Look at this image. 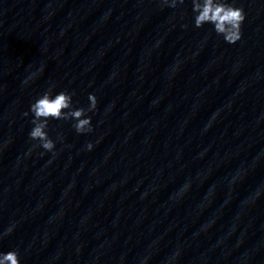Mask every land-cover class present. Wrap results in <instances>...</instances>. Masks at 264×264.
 Listing matches in <instances>:
<instances>
[{
    "label": "clouds",
    "instance_id": "1",
    "mask_svg": "<svg viewBox=\"0 0 264 264\" xmlns=\"http://www.w3.org/2000/svg\"><path fill=\"white\" fill-rule=\"evenodd\" d=\"M170 7H176L177 2L184 3V0H163ZM194 17V26L201 28L205 24L214 26L217 35L223 37L225 42L235 44L241 39V25L245 20V12L242 7H236L227 2V0H192ZM42 71V69H41ZM35 75V74H33ZM31 79V77H29ZM27 83V81H25ZM90 105L87 109L72 108V94L67 91H60L53 96L51 88L45 91L30 105V112L33 115L31 121L33 127L29 132V137L46 151H53L54 141L49 137L47 128L48 121L69 120L75 121L73 127L78 134H84L92 131L91 117L88 112H93L97 107V98L94 94L88 97ZM67 110V111H66ZM25 116L28 113H24ZM91 150L92 145H87ZM12 231L8 229V233ZM0 264H21L19 254L16 250L7 253L0 252Z\"/></svg>",
    "mask_w": 264,
    "mask_h": 264
}]
</instances>
